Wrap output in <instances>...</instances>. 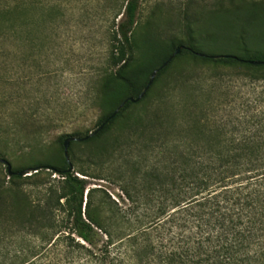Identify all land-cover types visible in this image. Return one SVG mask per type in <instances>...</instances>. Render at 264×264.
Instances as JSON below:
<instances>
[{
  "label": "rangeland",
  "instance_id": "1",
  "mask_svg": "<svg viewBox=\"0 0 264 264\" xmlns=\"http://www.w3.org/2000/svg\"><path fill=\"white\" fill-rule=\"evenodd\" d=\"M122 3L0 0V9L10 10L5 17L16 21L14 31L0 24V157L12 169L30 175L36 164L58 165L64 156L59 137L88 135L110 111L99 102L98 87L110 70V28ZM136 19V65L159 67L172 44L185 42L187 26L205 52L243 55V36L248 51L264 58V0H141ZM233 19L237 23L230 26ZM145 43L151 45L148 51ZM164 113L166 130L161 129ZM262 114L264 69L214 65L180 51L139 101L97 139L72 144L69 157L73 169L86 174L76 172L87 189L95 190L94 203L104 191L126 211L154 214L161 210V166L179 183L180 152L207 144L196 133L202 124L211 133L224 127L225 133L209 142L216 146L249 132L264 137V127L245 124ZM51 171L40 168L37 177L16 181L27 207L43 201L50 184L61 191L62 177ZM0 185L11 186L1 163ZM12 240L0 242V256L7 255L3 245L11 247Z\"/></svg>",
  "mask_w": 264,
  "mask_h": 264
},
{
  "label": "trees",
  "instance_id": "2",
  "mask_svg": "<svg viewBox=\"0 0 264 264\" xmlns=\"http://www.w3.org/2000/svg\"><path fill=\"white\" fill-rule=\"evenodd\" d=\"M140 2L123 0L117 20L112 22L107 57L110 70L100 77L98 87L99 102L111 109L99 125L124 99L137 97L155 69L150 63L136 65L132 36ZM9 11V7L0 9V24L14 31L16 21L5 17ZM236 23L233 19L230 26ZM190 30L187 26L185 42L171 45V54L176 47L184 46L181 53L214 65L264 69V58L248 51L243 36V55L205 52ZM145 45L148 51L151 45ZM171 54L163 57L162 64ZM170 62L156 75L166 73ZM132 104L126 101L87 139L100 137ZM166 116L161 115L164 130ZM245 122L264 127V114ZM208 129L202 124L201 131H196L203 135L206 145L191 153L190 149L180 152L179 183L161 166V210L154 214L126 211L104 191L94 203L95 190L87 189L86 179L76 172L86 174L73 169L70 157V165L61 156L58 165L36 164L30 175L9 176L11 186L3 189L0 185V242L8 237L14 240L11 247L3 245L7 255L0 256V264H264V137L249 132L214 146L209 142L223 135L224 127L216 126L214 133ZM66 137L80 136H60L61 146ZM76 143L71 141L69 147ZM166 153L172 155V149ZM40 168L52 169L49 175L62 177L61 191L58 193L50 184L43 201L27 207L25 193L16 181L37 177ZM147 174L156 176L154 170Z\"/></svg>",
  "mask_w": 264,
  "mask_h": 264
},
{
  "label": "water",
  "instance_id": "3",
  "mask_svg": "<svg viewBox=\"0 0 264 264\" xmlns=\"http://www.w3.org/2000/svg\"><path fill=\"white\" fill-rule=\"evenodd\" d=\"M184 48H185L184 46H178V47H176L175 50L173 51V53L170 55V57L163 64H161L159 67H157V68H155L154 70L151 71L150 76H149V78H148V80L146 82L145 87L138 94V96L135 97V98L132 97V96H129L126 99H124L115 108V110L113 111V113L109 117H107V119L105 120V122H107L114 114H116L123 107V105L125 104L126 101H130V102H137V101H139L144 96L145 92L147 91V89L149 88V86L151 85V83L153 82L154 77L157 74V72L162 67H164L175 55H177L178 53H180V51L182 49H184ZM198 55H203V54L198 53ZM249 62L252 63V64L259 63L258 61H254V60H249ZM104 123H102L101 125H99L94 131L90 132L88 135H85V136H82V137H66L63 140V142H62L63 155H64L66 161L69 163V165H70V161H69L68 147H69L70 142L71 141H77V142H79V141L86 140L88 137L94 135L97 131H99L103 127ZM0 163L5 166V169H6V172H7V175L8 176H11L13 174L24 176V175H27L28 174L27 169H23V170H19V171H13L12 168H11L10 163L6 159H4L2 157H0Z\"/></svg>",
  "mask_w": 264,
  "mask_h": 264
}]
</instances>
